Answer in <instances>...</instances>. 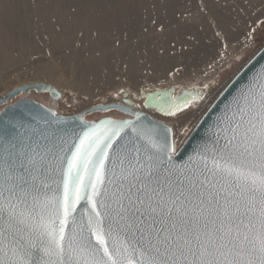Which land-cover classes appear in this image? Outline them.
<instances>
[{
  "label": "snow or ice",
  "instance_id": "6c2138e0",
  "mask_svg": "<svg viewBox=\"0 0 264 264\" xmlns=\"http://www.w3.org/2000/svg\"><path fill=\"white\" fill-rule=\"evenodd\" d=\"M258 81L187 171L173 168L172 129L160 142L138 115L69 142L0 113V264H264V72ZM161 103L170 116L187 107Z\"/></svg>",
  "mask_w": 264,
  "mask_h": 264
},
{
  "label": "rangeland",
  "instance_id": "374dc122",
  "mask_svg": "<svg viewBox=\"0 0 264 264\" xmlns=\"http://www.w3.org/2000/svg\"><path fill=\"white\" fill-rule=\"evenodd\" d=\"M263 46L264 0H0V97L48 83L72 94L54 103L57 112L80 113L124 87L136 97L145 89L210 86L170 118L138 103L172 129L176 151ZM113 112L93 121L124 116Z\"/></svg>",
  "mask_w": 264,
  "mask_h": 264
},
{
  "label": "water",
  "instance_id": "95a60500",
  "mask_svg": "<svg viewBox=\"0 0 264 264\" xmlns=\"http://www.w3.org/2000/svg\"><path fill=\"white\" fill-rule=\"evenodd\" d=\"M262 72H264V46L232 78L201 116L200 120L197 122L183 144L176 151L172 152L173 168L176 171L181 169L187 171L189 168L197 167L199 165V161H196V164H193L192 161H190V157L195 158L196 153L202 151L205 145H208L209 147L212 145L213 141L216 139L217 131L226 126L227 115H231L228 106L232 105L234 98L238 97L242 90L247 89L250 84L258 83L259 74ZM29 92L35 94L46 93L54 103L60 99L59 92L51 84L42 82L25 84L13 88L4 96L0 97V107H2L0 113L7 112L9 118L23 123L25 128L38 129L49 136L54 133L57 138L62 137L69 142H71L73 138L82 135V133L87 130L86 126L99 125L105 120L136 121L137 115L140 117V120L137 121V123L145 129H155L158 133L156 138L160 142H163V137L165 135L164 129L169 128L164 123L153 119L143 111L130 109L129 107L118 103L96 105L95 107L86 109L78 114L63 116L56 114L53 109H48L42 104L27 97L15 100L20 94H26ZM191 97V94L185 93L182 97L173 98L170 90L151 92L145 96L143 105L146 108L155 110L161 115L170 116L166 114V109L170 105L161 103L162 100H186L188 106ZM185 108L186 107L182 106V110ZM109 111L118 112L124 115L125 118L116 119L103 117L97 121L85 119V117L90 114H104ZM121 136L124 137L125 142L129 139L133 141L136 140V136L131 129H125V131L121 133ZM119 142L120 141H118V143ZM137 142L142 147L144 146L143 141ZM168 142L173 145L171 133L168 134ZM221 143H223V140H221ZM83 206L82 203V205L78 207V211L81 210Z\"/></svg>",
  "mask_w": 264,
  "mask_h": 264
},
{
  "label": "bare ground",
  "instance_id": "6f19581e",
  "mask_svg": "<svg viewBox=\"0 0 264 264\" xmlns=\"http://www.w3.org/2000/svg\"><path fill=\"white\" fill-rule=\"evenodd\" d=\"M54 87L59 92L60 97H61V101L65 98H70L72 96V94L70 92L60 90L56 86H54ZM209 87H191V88L170 87L167 89H153V90L145 89L140 93L139 96H136V97H135L136 90L131 89L129 87H124L122 90L114 91V93H113L114 96L112 98V101L108 102L107 104L118 103V104L124 105L126 107H129L130 109L140 110L141 107L139 106L138 103H141L143 106L144 99H145L146 95L150 94L151 92H162V91L170 90L172 92L173 98L182 97L185 93L191 94L192 97L190 99V103L186 107V108H188V107H193L195 104H197L202 99V97H204L205 94L208 92ZM133 98H134V100H133ZM98 105H105V104L100 103ZM95 106H93V107H95ZM90 108H92V107H90ZM148 109L153 111V112L155 111L151 108H148ZM180 112H182V111H180ZM180 112H178V113H180ZM178 113H176V114H178ZM159 115H161V114H159ZM161 116L162 117H168V118L172 117V116H164V115H161ZM172 139H173V137H172Z\"/></svg>",
  "mask_w": 264,
  "mask_h": 264
},
{
  "label": "flooded vegetation",
  "instance_id": "af4514ba",
  "mask_svg": "<svg viewBox=\"0 0 264 264\" xmlns=\"http://www.w3.org/2000/svg\"><path fill=\"white\" fill-rule=\"evenodd\" d=\"M24 97H27V98H29L31 100H35L36 102L42 104L43 106H45L48 109H54V102L52 101V99L46 93H42V94H35V93H32V92H29V93H26V94L22 93L18 97H16L15 100H18V99H21V98H24ZM1 108L2 107H0V109ZM107 117L116 118V119H123V118H125V116H123L122 118H119L115 114L114 115H108Z\"/></svg>",
  "mask_w": 264,
  "mask_h": 264
},
{
  "label": "built area",
  "instance_id": "2783aa9c",
  "mask_svg": "<svg viewBox=\"0 0 264 264\" xmlns=\"http://www.w3.org/2000/svg\"><path fill=\"white\" fill-rule=\"evenodd\" d=\"M186 109V108H185ZM185 109H183V110H185ZM54 110V112L56 113V114H59V115H63V116H70V115H74V114H77V113H73V112H69V111H60V112H57L55 109H53ZM161 116V115H160ZM196 125V124H195ZM195 125L189 130V132L187 133V135L184 137V138H182V142H181V145L183 144V142L186 140V138L188 137V135L191 133V131L193 130V128L195 127Z\"/></svg>",
  "mask_w": 264,
  "mask_h": 264
},
{
  "label": "trees",
  "instance_id": "16d2710c",
  "mask_svg": "<svg viewBox=\"0 0 264 264\" xmlns=\"http://www.w3.org/2000/svg\"><path fill=\"white\" fill-rule=\"evenodd\" d=\"M32 93H33V92H32ZM113 113H116V112H113ZM117 114H118V113H117ZM99 115H100V116H104L105 114H104V115H103V114L101 115V114H99V113H93V114H90V115L86 116L85 119H89V120L92 119V120H93L95 117H97V116H99ZM119 115H121V114H119ZM121 116H122V115H121ZM121 116H120V117H121Z\"/></svg>",
  "mask_w": 264,
  "mask_h": 264
}]
</instances>
